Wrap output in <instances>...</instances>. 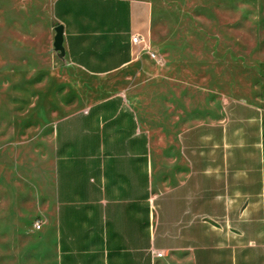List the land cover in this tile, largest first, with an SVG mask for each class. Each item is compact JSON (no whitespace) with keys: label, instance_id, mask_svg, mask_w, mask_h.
Masks as SVG:
<instances>
[{"label":"crops","instance_id":"obj_1","mask_svg":"<svg viewBox=\"0 0 264 264\" xmlns=\"http://www.w3.org/2000/svg\"><path fill=\"white\" fill-rule=\"evenodd\" d=\"M151 20L147 0H52L38 29L0 24V73L18 67L17 39L39 35L50 51L61 24L66 63L111 74L140 56L131 38ZM72 103L51 122L38 264H264V165L241 162L239 143L264 146L257 105L231 101L155 146L139 101Z\"/></svg>","mask_w":264,"mask_h":264},{"label":"rangeland","instance_id":"obj_2","mask_svg":"<svg viewBox=\"0 0 264 264\" xmlns=\"http://www.w3.org/2000/svg\"><path fill=\"white\" fill-rule=\"evenodd\" d=\"M51 1L0 0V24L38 29ZM147 1L146 37L156 58L141 52L111 74L74 69L39 35L17 39L18 67L0 73V264H38L34 222L41 220L40 185L61 100L73 102L71 110L117 93L139 101L155 146L217 120L231 101L257 105L264 116V0ZM239 143L241 162L264 165V146L252 151L248 140Z\"/></svg>","mask_w":264,"mask_h":264},{"label":"built area","instance_id":"obj_3","mask_svg":"<svg viewBox=\"0 0 264 264\" xmlns=\"http://www.w3.org/2000/svg\"><path fill=\"white\" fill-rule=\"evenodd\" d=\"M131 41L134 45H136L139 49V53L140 52H146L150 55L151 58H156V54L155 52L152 50L151 45L149 43L148 37H146V35H140V34H136L133 35L131 38ZM43 221L40 219H37L34 222V227L36 230L40 229L42 226Z\"/></svg>","mask_w":264,"mask_h":264},{"label":"water","instance_id":"obj_4","mask_svg":"<svg viewBox=\"0 0 264 264\" xmlns=\"http://www.w3.org/2000/svg\"><path fill=\"white\" fill-rule=\"evenodd\" d=\"M55 35L53 38V49L58 53L59 57L64 56V47H63V26L58 24L54 28Z\"/></svg>","mask_w":264,"mask_h":264}]
</instances>
